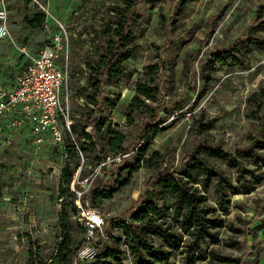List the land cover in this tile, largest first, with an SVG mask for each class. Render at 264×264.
Listing matches in <instances>:
<instances>
[{"label":"rangeland","instance_id":"rangeland-1","mask_svg":"<svg viewBox=\"0 0 264 264\" xmlns=\"http://www.w3.org/2000/svg\"><path fill=\"white\" fill-rule=\"evenodd\" d=\"M117 1L6 0L14 42L0 40V75L5 82L1 80L0 87L9 86L25 64L20 48L26 46L33 53L40 50L61 23L70 37V71L75 76L71 92L75 94L76 87L87 81L85 75L79 74L80 65L86 71V59L101 51L92 41L91 26L100 25L99 6L104 2L107 7ZM260 6H264V0H160L155 7L147 2L137 7L140 19L133 29L140 48L126 63L132 76L118 88L109 87L108 90L121 92L122 98L117 109L105 112L113 129L128 137L125 146L131 155L122 162L111 160L101 167L93 151L83 152V157L76 155L73 165L78 163L82 170L71 189L77 192L79 188L89 191L107 187L112 194L98 200L90 196L86 208L76 199L79 214L72 217V250L85 238L82 226L87 227L93 213L104 220L97 240L100 256L108 248L118 247V239L127 242L123 233L107 221L121 216L130 221L131 212L144 198H152L173 212L171 196L159 187L149 188V181L166 168L179 170L193 154L215 164L220 173L241 186L236 169L215 161L203 147L234 153L251 146L254 138L264 139V103L259 107L248 101L251 94L264 88V52L252 50L247 70L224 65L211 75L205 70V63L212 52L229 47L246 35ZM39 12L45 13V21L39 26L29 25L24 16L33 17ZM150 65L159 66L153 78L161 96L147 101L157 113L149 118L137 116L130 126L126 120L128 101L136 93L135 81L150 77L146 71ZM209 76L213 79L209 80ZM69 107L75 117L82 113L81 103L74 97L70 98ZM214 117L218 120L210 130H197L200 123ZM144 125L157 132L148 155L158 151L165 162L150 167L141 162L138 167ZM91 130L90 123L86 131ZM24 133L20 141H13L11 151L4 147L0 150V264H29L32 249L50 263L60 240L58 220L64 201L59 197V182L67 157L51 142L36 152L29 133ZM79 146L82 147L80 140ZM104 151L111 154L107 147ZM207 195L213 206L214 184ZM222 216L227 226L220 230L221 243L216 245L219 254L234 257V264H264V179L250 193L233 195L228 213ZM152 242L161 244L157 237ZM171 257V264H180L178 251ZM73 260L72 264H76ZM124 264H129L127 259Z\"/></svg>","mask_w":264,"mask_h":264},{"label":"trees","instance_id":"trees-1","mask_svg":"<svg viewBox=\"0 0 264 264\" xmlns=\"http://www.w3.org/2000/svg\"><path fill=\"white\" fill-rule=\"evenodd\" d=\"M146 2L155 7L160 0H118L107 7L102 2L99 6L100 25H91L92 41L101 48V51H98V56L95 54L86 59V71L80 65L79 74L85 75L87 81L85 85L76 87L77 91L72 97L77 100L84 99L85 104L81 105L82 113L79 117L73 115V132L77 142L80 140L82 143L81 149L84 153L87 154L88 150L96 153L99 165L107 157L130 152L129 147L125 146L128 137L122 131L113 129L112 121L105 112L117 109L122 98L121 92L108 90L109 87L118 88L125 79L132 76L126 70V63L131 61L140 48L133 25L140 19L137 7ZM24 17L29 25L37 26L46 19L45 13L42 12L34 14L33 17ZM255 19L253 26L243 38L209 55L205 63V70L208 73L216 74L220 66L224 65L247 70L251 66L252 50L256 48L264 52V6L257 9ZM146 71L150 77L147 80L140 77L134 83L136 93L126 112V120L130 126L134 125L137 116L149 118L157 113L156 108L148 105L147 101H155L161 96V89L155 85L153 78L159 72V66L150 65L146 67ZM72 77L73 83L75 77L73 72ZM212 79L213 76H209V80ZM72 87L73 85L71 89ZM248 101L261 107L264 103V88L251 94ZM217 120L218 118L214 117L207 123L202 122L197 130L207 132ZM90 123L92 130L87 132L86 128ZM156 134L157 132H151V127L144 125L141 135L144 145L138 150V167L141 162L149 167L165 162L164 156L158 151L148 155ZM86 145L88 148L84 147ZM105 147L110 155L105 153ZM203 148L209 156L216 159L215 161L236 169L239 174L237 179L242 181L241 186L234 184L232 179L226 178L217 170L215 164H209L210 161H205L197 153L186 159V162H183L184 166L179 170L166 168L158 175L152 176L149 188L159 187L163 193L171 196L173 212L169 211V207L162 208L152 198L146 197L140 202L139 207L131 212L130 221L126 216L107 221L125 236L134 264H171L174 251H178L181 257L180 264H197L199 261L205 264L237 263L234 257L221 255L216 250V245L221 243L220 230L227 226L222 214L228 213L233 195L250 193L264 179V139L254 138L251 146L234 153L212 146ZM74 150L75 144L69 142L67 160L61 168L59 197L64 204L58 220L60 240L57 243V253L50 258V263H45L32 249L29 264H72L77 251L86 244L83 238L78 241L75 250L71 248L72 217L79 214L75 203L78 195L71 189V182L78 170V163L73 165L77 158ZM81 178L83 180L84 176ZM213 184L216 199L212 206L208 202L207 193ZM110 190L107 187L102 190L90 188L79 199L86 208L90 196L95 200L110 198L112 194ZM82 229L86 233V227L82 226ZM154 237L161 242L159 246L152 242ZM119 242L120 239L118 247L108 248L105 254L95 258L97 261L94 259L92 263H88L124 264L125 259ZM84 263L87 262H77Z\"/></svg>","mask_w":264,"mask_h":264},{"label":"built area","instance_id":"built-area-1","mask_svg":"<svg viewBox=\"0 0 264 264\" xmlns=\"http://www.w3.org/2000/svg\"><path fill=\"white\" fill-rule=\"evenodd\" d=\"M8 14L6 0H0V40L14 42ZM59 25V29L46 39L37 53H33L26 46L20 48L21 56L26 58L25 65L14 75L9 86L0 87V150L4 147L6 151H11L10 149L14 148L13 141H19V136L28 132L36 152L51 142L54 146H59L67 157V147L69 142H72L75 144V153L84 156L73 132L74 118L69 107L73 79L69 60L70 37L65 27L61 23ZM1 80L4 82L0 75ZM78 100L81 105L85 104L84 99ZM130 155L128 152L116 157H107L100 167L111 160L122 162ZM77 168L78 171L71 182L73 188L82 170L81 166ZM86 192L77 191L78 199ZM103 224L104 220L100 215L93 213L90 216L86 227V244L77 251L76 264L78 261L92 262L97 258V240ZM120 247L129 264H134L129 244L120 241Z\"/></svg>","mask_w":264,"mask_h":264},{"label":"crops","instance_id":"crops-1","mask_svg":"<svg viewBox=\"0 0 264 264\" xmlns=\"http://www.w3.org/2000/svg\"><path fill=\"white\" fill-rule=\"evenodd\" d=\"M39 50H37V51H34V53H37ZM23 57V56H22ZM23 60L25 59V62H26V58H22ZM25 65V64H24ZM23 65V66H24ZM134 96V95H133ZM133 99V97H131L130 99H129V101H128V103H130L131 102V100ZM129 105V104H128ZM20 138L22 137V136H19ZM20 138H18V139H20ZM20 141V140H19Z\"/></svg>","mask_w":264,"mask_h":264},{"label":"bare ground","instance_id":"bare-ground-1","mask_svg":"<svg viewBox=\"0 0 264 264\" xmlns=\"http://www.w3.org/2000/svg\"><path fill=\"white\" fill-rule=\"evenodd\" d=\"M93 214H91V216H92Z\"/></svg>","mask_w":264,"mask_h":264}]
</instances>
